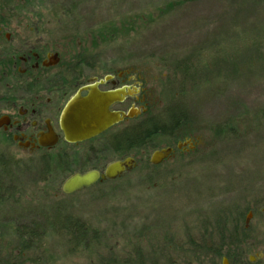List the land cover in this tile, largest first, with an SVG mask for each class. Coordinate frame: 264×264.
Wrapping results in <instances>:
<instances>
[{
  "label": "rangeland",
  "instance_id": "1",
  "mask_svg": "<svg viewBox=\"0 0 264 264\" xmlns=\"http://www.w3.org/2000/svg\"><path fill=\"white\" fill-rule=\"evenodd\" d=\"M6 5L17 22L44 25L50 46L64 45L66 62L140 76L150 112L171 100L187 107L178 135L195 146L181 151L159 137L124 175L65 194L68 172L122 159L110 149L116 129L90 144L61 145L53 157L0 144V264H205L189 242H203V227L221 210L246 208L252 243L244 264H264V0ZM91 145L107 151L83 164ZM167 147L171 157L151 164ZM19 230L29 233L25 252Z\"/></svg>",
  "mask_w": 264,
  "mask_h": 264
},
{
  "label": "flooded vegetation",
  "instance_id": "2",
  "mask_svg": "<svg viewBox=\"0 0 264 264\" xmlns=\"http://www.w3.org/2000/svg\"><path fill=\"white\" fill-rule=\"evenodd\" d=\"M8 1L0 0V144L3 147L49 157L61 145L90 144L116 129L115 136L125 130L130 121L142 120L150 112L146 94L141 88L144 80L140 76L125 71L105 72L87 61L77 64L66 62L62 51L64 45L60 49L51 47L44 37L48 35L47 31L40 22L29 25L17 22L14 7L6 5ZM92 89L105 93L124 91L126 94H121V100L113 103L110 111L119 114L133 111L135 115L94 138L71 143L66 140L62 129L65 109L74 99L88 96ZM54 140L56 142L52 144ZM189 140L195 146L193 139L185 142ZM179 144L181 142L177 148L181 151L192 149L189 146L179 148ZM85 151L87 154L82 162L89 164L107 150L91 145L80 155ZM59 161L70 167L67 157H60ZM106 167L100 170L93 166L88 170L75 171L67 178L74 173L91 170L104 173ZM101 182L105 181L98 183Z\"/></svg>",
  "mask_w": 264,
  "mask_h": 264
},
{
  "label": "trees",
  "instance_id": "3",
  "mask_svg": "<svg viewBox=\"0 0 264 264\" xmlns=\"http://www.w3.org/2000/svg\"><path fill=\"white\" fill-rule=\"evenodd\" d=\"M172 7L173 4H169L166 8L171 9ZM176 105L178 104L171 100L162 110L147 113L142 120L115 134L109 140L112 152L119 158L129 156L136 158V153H145L146 156L153 149L155 146L154 142L159 137L169 138L171 143L177 148V144L182 139L179 137L178 132L189 121L187 107L185 108L182 105L177 107ZM219 134L220 131L215 135L218 136ZM145 161L147 163V159ZM248 210L251 209L221 210L219 219L212 217L214 222L208 227L206 226L209 224L208 221L203 227V242L190 241L189 244L192 246L188 247V251L196 253L200 261L205 264H219L223 257L229 258L232 264H244V262H247V253L250 251L248 250V247H250L248 245L252 243L251 227L246 229L245 214ZM20 232V245H22L21 248L25 252L31 249L30 240L28 239L29 233H25L27 232L26 230Z\"/></svg>",
  "mask_w": 264,
  "mask_h": 264
},
{
  "label": "water",
  "instance_id": "4",
  "mask_svg": "<svg viewBox=\"0 0 264 264\" xmlns=\"http://www.w3.org/2000/svg\"><path fill=\"white\" fill-rule=\"evenodd\" d=\"M121 94L126 93L122 90L105 93L100 92L98 89H92L88 96L71 101L66 107L62 118V129L66 140L71 143L83 142L102 134L126 118H132L135 115L133 111L128 114L110 111V106L121 100ZM55 142L54 140L52 144ZM183 146H189L193 149L194 143L189 140L179 144V148ZM173 152L172 147L156 150L151 155L150 162L153 165H159L171 157ZM136 165L135 158L129 156L108 164L104 173L96 170L74 173L65 180L62 190L65 194H72L90 188L99 181L115 180L132 170ZM247 222H249V219ZM223 264H228L227 258H224Z\"/></svg>",
  "mask_w": 264,
  "mask_h": 264
}]
</instances>
